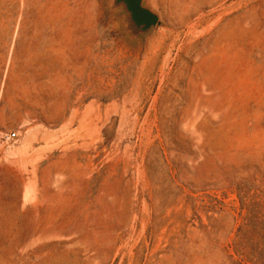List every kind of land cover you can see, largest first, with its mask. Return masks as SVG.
<instances>
[{"label": "rangeland", "instance_id": "obj_1", "mask_svg": "<svg viewBox=\"0 0 264 264\" xmlns=\"http://www.w3.org/2000/svg\"><path fill=\"white\" fill-rule=\"evenodd\" d=\"M143 3L0 0V264H264V0Z\"/></svg>", "mask_w": 264, "mask_h": 264}, {"label": "water", "instance_id": "obj_2", "mask_svg": "<svg viewBox=\"0 0 264 264\" xmlns=\"http://www.w3.org/2000/svg\"><path fill=\"white\" fill-rule=\"evenodd\" d=\"M109 7L125 12V26L134 35H147L158 23V16L143 0H110Z\"/></svg>", "mask_w": 264, "mask_h": 264}, {"label": "built area", "instance_id": "obj_3", "mask_svg": "<svg viewBox=\"0 0 264 264\" xmlns=\"http://www.w3.org/2000/svg\"><path fill=\"white\" fill-rule=\"evenodd\" d=\"M18 139L17 133L5 132L1 136V140L4 144L10 145Z\"/></svg>", "mask_w": 264, "mask_h": 264}, {"label": "bare ground", "instance_id": "obj_4", "mask_svg": "<svg viewBox=\"0 0 264 264\" xmlns=\"http://www.w3.org/2000/svg\"><path fill=\"white\" fill-rule=\"evenodd\" d=\"M16 152L24 153L25 152V146L22 149L16 150Z\"/></svg>", "mask_w": 264, "mask_h": 264}]
</instances>
